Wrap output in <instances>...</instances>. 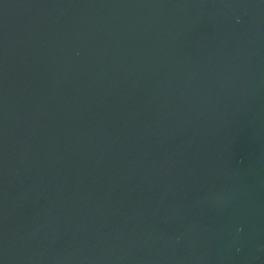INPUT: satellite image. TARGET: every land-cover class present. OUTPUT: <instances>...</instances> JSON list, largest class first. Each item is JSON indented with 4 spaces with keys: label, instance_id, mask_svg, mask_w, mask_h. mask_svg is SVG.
<instances>
[{
    "label": "water",
    "instance_id": "1",
    "mask_svg": "<svg viewBox=\"0 0 264 264\" xmlns=\"http://www.w3.org/2000/svg\"><path fill=\"white\" fill-rule=\"evenodd\" d=\"M0 264H264V0H0Z\"/></svg>",
    "mask_w": 264,
    "mask_h": 264
}]
</instances>
